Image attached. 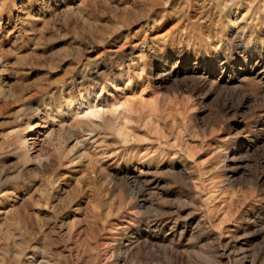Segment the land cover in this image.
<instances>
[{
	"label": "rangeland",
	"instance_id": "rangeland-1",
	"mask_svg": "<svg viewBox=\"0 0 264 264\" xmlns=\"http://www.w3.org/2000/svg\"><path fill=\"white\" fill-rule=\"evenodd\" d=\"M0 264H264V0H0Z\"/></svg>",
	"mask_w": 264,
	"mask_h": 264
}]
</instances>
